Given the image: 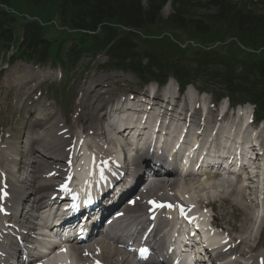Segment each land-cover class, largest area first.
Here are the masks:
<instances>
[{"label": "trees", "instance_id": "16d2710c", "mask_svg": "<svg viewBox=\"0 0 264 264\" xmlns=\"http://www.w3.org/2000/svg\"><path fill=\"white\" fill-rule=\"evenodd\" d=\"M26 1V3L38 7L60 3L62 12L70 18L76 28L91 32L102 30L99 33L100 35L95 36L94 50L114 42L110 47V54L120 59H131L138 71L145 70V67H143L141 62L142 56L134 53V48L138 46L136 43L154 50V43L156 44L158 41L155 39L151 40V37L158 35L156 33L158 29H154V34L152 35L149 28L160 22L158 20L160 18L159 13L168 2V0H148V4L145 5L141 0ZM202 1H205L204 5H201ZM11 2L12 0H0V3L4 5H10ZM238 5L231 0H200L198 3H192L191 0H175V13L165 24L170 23L176 29H181L191 35L200 37L212 36L213 33H216V26H224L226 28L223 29L224 33L227 30L229 34L237 37L241 42L243 41V43H249L259 48L264 47V16ZM200 6L214 10L215 15L208 17L210 24L187 18L188 14L193 13L192 11ZM3 18L0 15V36L1 39L10 41L11 32L2 30ZM122 29H129L131 32H124ZM39 35L40 32L36 26H28L26 28L27 40L36 43L39 41ZM226 36L228 35H224L222 39ZM160 43L162 42L160 41ZM152 53H143V57H148L151 61L148 63L147 68L157 67L161 69L162 66H159L156 55ZM217 60V58H212L209 54L205 55L204 59L199 63V67L203 68L200 73L207 75L206 68L215 64ZM249 63L251 64H241L242 70L238 75H234L232 71L230 72L229 66L226 68L225 74L213 73L210 77L217 82H225L227 84L233 83L234 80L235 85H231L229 88L249 95L253 102L257 104L259 113L264 116V58H261L258 62ZM173 70L181 73L180 67L177 65L173 66Z\"/></svg>", "mask_w": 264, "mask_h": 264}, {"label": "rangeland", "instance_id": "374dc122", "mask_svg": "<svg viewBox=\"0 0 264 264\" xmlns=\"http://www.w3.org/2000/svg\"><path fill=\"white\" fill-rule=\"evenodd\" d=\"M256 11L264 16V6L260 5L256 8ZM172 12V7H171V3L165 7V9L163 10V15L164 16H168L170 13ZM193 13H195L196 17H201V16H205V15H212L213 11H206V10H199V9H195L194 11H192ZM220 28V29H219ZM150 31L153 33L154 29H159V26H157L156 28L151 27L149 28ZM148 29V30H149ZM226 29L224 26H219L215 28V35L211 38L205 37V38H197V39H193V35L189 34L188 32H184V33H180V32H176L173 28H169V30L166 33H163L161 30L156 31V33L160 36H163V34H177V39L176 41H180V40H187L189 42L185 43V44H181V43H177V42H171L169 40H162V43H157L154 44V50L155 51H162L164 52V54L169 53V52H184V53H191L192 56H194V52L197 50L198 45H201L202 43L204 44H210V48H214L217 47V49L219 47H224V51H223V55L224 56H234L235 55V51H230L228 49H226L225 47L228 48H237L239 42L237 39H235L234 36H232V34H229L227 32V30L224 33V30ZM147 30V31H148ZM222 31V32H220ZM54 35L55 33L52 32ZM221 33V34H220ZM224 35H228L225 38L222 39V37ZM193 39V40H192ZM222 39V40H221ZM241 44H243L242 42H240ZM245 45V44H244ZM235 46V47H233ZM246 48H250L251 45L245 46ZM165 54V55H166ZM105 58L101 57L99 58V62H103ZM88 61H83L81 62L83 65L87 64ZM98 62H95L94 64H96ZM95 67V65H93L91 67V70L93 71V68ZM66 97L65 95L62 97L64 98ZM70 97V95H69ZM229 186V184H227ZM197 190L195 189V192L192 193L194 199L195 198H199V196L197 195H201L200 197H205V199L207 200H218L219 202H217V207L216 208V213H218V216L220 217L221 221L222 219H226V220H230L231 223L236 224L239 228H240V232L245 231L246 229L249 228L250 223H251V215L249 216V213L251 212L249 207L246 209L245 213L242 214L239 211H237V204L239 203V197L236 195H232L230 193H226L225 191L222 190L223 193H219L217 192V190L219 188L217 187H210L207 190H205L204 192L202 191V186L198 185L196 186ZM214 188V189H213ZM219 195L221 198L220 200L217 198L216 195ZM241 199V198H240ZM243 206H245L243 204ZM214 209V208H213ZM223 222V221H222ZM230 228V227H229ZM264 246V233L262 234V243Z\"/></svg>", "mask_w": 264, "mask_h": 264}, {"label": "bare ground", "instance_id": "6f19581e", "mask_svg": "<svg viewBox=\"0 0 264 264\" xmlns=\"http://www.w3.org/2000/svg\"><path fill=\"white\" fill-rule=\"evenodd\" d=\"M172 59H173V61L175 63H178V61H177L178 57H177V54L175 52L173 54V58ZM101 84H102L101 79L96 80L95 81V88H98L99 86H101ZM190 90H192V88H190ZM121 115L123 116V118H125V117L129 118L130 116H133V119H131L130 121H128V122L133 123L134 122V119L137 118V115L138 114L131 113L127 109H125V110L122 111ZM102 121H105V118H103L101 120L100 118H98V116L95 113H93V115H91V118L88 120V122L91 125L90 130H94V128H92V127H95V130L99 133V134H96L97 137H100V136L105 137L104 135H106V133H104V129L100 127V123ZM106 137H108V136H106ZM140 137L142 139L145 138L144 135L143 136H140ZM241 139H242V137H241ZM106 141H108V140H106ZM229 141L230 142H233V138L230 139ZM96 142H97V140L96 139H93L92 140V145L99 150V153H104L106 150L108 152H110V149L105 146L107 144H105V143H103L101 141H100V143L99 142L96 143ZM34 144H36V138H35V135H34V133L32 131L30 133V135L27 136V138H26V142L24 143L23 151L21 153H19V155H18L19 157H21V158L24 159V161L26 163V171H25V174H24V176L22 178V181H21L22 187L18 191H16V194L14 192V196H15L16 200L18 201L17 206H19L22 198H27V195H25L24 197H21L20 200L17 199L18 194L20 192H23L24 187H25L27 193H30L32 191V188H34L35 184L37 183V181L39 179L45 178V177H42V176L40 177V175H39V173H40L39 170L41 168V165H44V162L41 159H39V158H38V160L32 159L31 156H30V151L33 150V145ZM240 148L242 149V146ZM111 149H112V147H111ZM51 151L55 152L58 155H61V151L60 150H57L56 148L55 149H52ZM110 153L112 154V151ZM53 162L54 161L48 162V164L50 166H52V165H59L57 163H59L60 161H56V163H53ZM55 169H56V167L52 168L50 171H53ZM13 170L16 171V168L14 167ZM24 170H25V168L23 169V171ZM43 181L47 182L46 179H43ZM23 184H24V186H23ZM233 193H235L237 195H240L241 194V190H235ZM28 205H29L28 206V213L31 214L35 210V204L30 201L28 203ZM254 239H256V236H254L251 233L249 236H247L246 238L243 239V244L244 245H247L249 242H251ZM116 256L118 258H120V261H119V259H117V261L115 262L114 261V258L115 257L113 258V260L110 257H107L106 258L107 261H108L107 264H125L123 262L124 257L122 258V255L121 254L120 255L117 254ZM63 257L64 258L59 259V261H60L59 264H79V261L82 262V263H84V264H89V260L86 259V258H84V257H82V256H79L77 258L75 256L74 257H71V256H63ZM127 264H129V263H127Z\"/></svg>", "mask_w": 264, "mask_h": 264}, {"label": "snow or ice", "instance_id": "6c2138e0", "mask_svg": "<svg viewBox=\"0 0 264 264\" xmlns=\"http://www.w3.org/2000/svg\"><path fill=\"white\" fill-rule=\"evenodd\" d=\"M151 203H155L154 201L153 202H151ZM157 206H160V207H162L163 205H157ZM171 205H169V207H170ZM144 251H146V249L145 250H142V252H144Z\"/></svg>", "mask_w": 264, "mask_h": 264}]
</instances>
